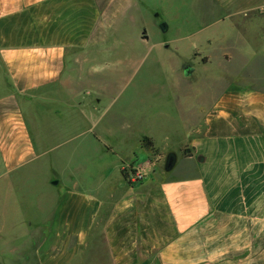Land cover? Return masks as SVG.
Segmentation results:
<instances>
[{
  "label": "crops",
  "instance_id": "obj_1",
  "mask_svg": "<svg viewBox=\"0 0 264 264\" xmlns=\"http://www.w3.org/2000/svg\"><path fill=\"white\" fill-rule=\"evenodd\" d=\"M217 1L224 19L235 18L233 37L220 39L221 87L200 121L192 115L201 103L186 105L185 155L162 169L139 138L147 166L130 167L142 168L140 181L124 179L121 165L97 173L74 166L70 189L48 177L52 166L42 165L53 147L34 141L25 113L60 120L44 107L66 104L58 93L66 62L89 41L98 3L0 0V248L3 236L22 230L48 256L44 264H64L71 247L80 255L90 236L103 253L91 264H264V0H238L231 12ZM67 111L75 124L79 105ZM129 157L138 159L129 153L121 164ZM13 177L18 184L31 178L37 194L5 207L2 187Z\"/></svg>",
  "mask_w": 264,
  "mask_h": 264
},
{
  "label": "rangeland",
  "instance_id": "obj_2",
  "mask_svg": "<svg viewBox=\"0 0 264 264\" xmlns=\"http://www.w3.org/2000/svg\"><path fill=\"white\" fill-rule=\"evenodd\" d=\"M96 1L99 14L90 39L66 62L63 89L58 92L66 104L44 107V112H59L60 120L54 122L41 112L36 120L29 109L25 113L34 141L38 144L43 139L53 147L43 159L42 166H52L48 177L58 175L70 189L74 166L97 173L99 166L115 169L121 165L122 172L134 182L136 174H143L141 167L147 166L143 160L146 152L138 147L139 138L148 137L153 142L150 158L162 169L173 163L175 156L180 159L185 155L189 136L186 105L201 103L203 107H196L192 115V122H198L200 110L217 97L223 71L220 39L224 34L233 37L234 31L235 18L224 19L226 12L218 10L217 0ZM237 1L221 0L230 12ZM161 23L168 27L165 34L159 30ZM186 66L192 69L188 76L184 75ZM70 105H79L81 112L80 116L75 114V124L67 111ZM41 108L34 106L37 113ZM106 147L112 148L114 155L107 153ZM129 153L138 159L129 157L121 164ZM53 166L65 167L60 171ZM87 173L81 172V176ZM118 178L115 173L113 180ZM15 180L13 177L10 187H2L5 207L18 206L21 200H31L37 194L32 195L31 178L22 184ZM56 193L51 198L57 197ZM3 237L6 242L0 248V264L47 262L48 256L37 254L31 236L22 230ZM99 249L90 236L80 255L71 247L62 261L91 264L102 259Z\"/></svg>",
  "mask_w": 264,
  "mask_h": 264
},
{
  "label": "water",
  "instance_id": "obj_3",
  "mask_svg": "<svg viewBox=\"0 0 264 264\" xmlns=\"http://www.w3.org/2000/svg\"><path fill=\"white\" fill-rule=\"evenodd\" d=\"M166 26H167V25H166L165 23H162V24L160 25V30L163 31V30L166 28ZM143 34H144V38L147 39V36L145 35V30H143ZM191 71H192L191 68H186V69L184 70V75L188 76V74H189ZM173 163H174V159H173ZM173 163L169 164V165L167 166V168L169 169L170 166H173ZM55 183H57V182H55Z\"/></svg>",
  "mask_w": 264,
  "mask_h": 264
},
{
  "label": "trees",
  "instance_id": "obj_4",
  "mask_svg": "<svg viewBox=\"0 0 264 264\" xmlns=\"http://www.w3.org/2000/svg\"><path fill=\"white\" fill-rule=\"evenodd\" d=\"M142 144H143V146L146 147L147 149H150V150L153 149V148H152V143H151L150 139H148V138H146V137L142 139ZM122 173H123V172H122ZM123 176H124V179H126L128 182L130 181V180L128 179V176H127L126 174L123 173Z\"/></svg>",
  "mask_w": 264,
  "mask_h": 264
},
{
  "label": "flooded vegetation",
  "instance_id": "obj_5",
  "mask_svg": "<svg viewBox=\"0 0 264 264\" xmlns=\"http://www.w3.org/2000/svg\"><path fill=\"white\" fill-rule=\"evenodd\" d=\"M161 24H162V23H161ZM161 24L158 25L159 30H160V25H161ZM167 31H168V27H167V26H166V28H165L163 31L160 30V32H161V33H164V34H165ZM164 47H167V45H164ZM189 67H190V66H186V67L184 68V70H185L186 68H189ZM190 68H191V67H190ZM191 73H192V71H191L188 75H190ZM171 161H172V158L169 160V162L171 163Z\"/></svg>",
  "mask_w": 264,
  "mask_h": 264
},
{
  "label": "built area",
  "instance_id": "obj_6",
  "mask_svg": "<svg viewBox=\"0 0 264 264\" xmlns=\"http://www.w3.org/2000/svg\"><path fill=\"white\" fill-rule=\"evenodd\" d=\"M141 178H142V175H140V174H136L135 177L132 179V181H134V182H138V181L141 180Z\"/></svg>",
  "mask_w": 264,
  "mask_h": 264
}]
</instances>
